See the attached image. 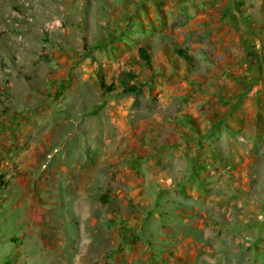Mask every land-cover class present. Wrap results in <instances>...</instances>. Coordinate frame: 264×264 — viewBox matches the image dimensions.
Segmentation results:
<instances>
[{
	"label": "rangeland",
	"instance_id": "obj_1",
	"mask_svg": "<svg viewBox=\"0 0 264 264\" xmlns=\"http://www.w3.org/2000/svg\"><path fill=\"white\" fill-rule=\"evenodd\" d=\"M137 1L0 0V264H264V0ZM125 70L142 91L103 93ZM174 128L165 183L128 151ZM214 129L236 163L200 159Z\"/></svg>",
	"mask_w": 264,
	"mask_h": 264
},
{
	"label": "crops",
	"instance_id": "obj_2",
	"mask_svg": "<svg viewBox=\"0 0 264 264\" xmlns=\"http://www.w3.org/2000/svg\"><path fill=\"white\" fill-rule=\"evenodd\" d=\"M132 4L134 5L133 7L135 9L134 18H136L138 21H141V15L142 17L146 15L145 5H148L151 8L154 6V3L152 0L137 1V2H133ZM163 5L165 6L166 3H164ZM120 15H125V12H121ZM155 16H156L155 18L159 19L161 17V14L159 12H155ZM138 26L141 27L140 33L142 35L148 36L147 31H145L146 29L145 27L147 26H144L143 23H140V22L137 23V27ZM181 42H184V41H181ZM174 129H175L174 130L175 136L177 137L176 140L173 139L174 135L170 141H166V142H161V141L146 142V141L134 140L133 142H131V148L136 149V150H141V151L145 149V151L144 152L135 151L134 153L128 151V154L130 156L135 155L134 157L137 158L140 164L141 163L146 164L148 161H150V165L155 167V171H154L155 176L161 178V180H163L165 183H167L168 181L173 182V180L175 179L174 177H171L167 173L166 168L163 169V171H159L161 168L160 166H162V164L167 166L168 169H171V166L173 165H177L178 166L177 167L178 177L176 178V180H180V181L189 180V170L186 167L188 166V164H190V160H191L190 142L187 139L189 137L190 128H174ZM214 130H215L214 132L213 131L210 132V135H214V140L211 143L209 141H206V145L207 147H209L208 150L209 149L211 150L208 153L205 152V154H202L200 159L206 163V162H210L211 159L212 160L214 159V161L216 159H221L225 156V154H227V157L230 163H233V162L236 163L238 158L242 157V154H238L236 149L234 148L232 149L233 152L228 151V153H223L222 149H224V147L220 143L221 142L220 141L221 140V136H220L221 130L218 132L216 131V129ZM228 131L232 134H237L238 128H229ZM205 132H206V129H205ZM206 138H209V137H206ZM113 145H114L113 149H115L114 151L120 149L119 142L112 143L110 141H107L105 144L101 143V146L103 147L104 150L108 148H112ZM232 145L233 143L231 144V146ZM211 153L213 156L211 155ZM121 154L124 155L123 152L115 154V157H116L115 163L117 166L116 172H117L118 179L120 178L123 179L122 173L120 172L121 168L119 165L120 161L123 159ZM244 156L247 159V161L254 160V155H250L246 153ZM104 160L105 158L103 157L102 161ZM96 167L97 165L87 164L85 168L87 171L92 172L94 171ZM181 186L183 190L184 185L182 184Z\"/></svg>",
	"mask_w": 264,
	"mask_h": 264
},
{
	"label": "trees",
	"instance_id": "obj_3",
	"mask_svg": "<svg viewBox=\"0 0 264 264\" xmlns=\"http://www.w3.org/2000/svg\"><path fill=\"white\" fill-rule=\"evenodd\" d=\"M149 48V45L140 46L139 54L143 62L147 63L149 66H152V57L149 53ZM173 50L176 55L185 59L187 62L192 63L195 60L193 55L187 49L177 43H173ZM136 78L137 74L134 71L125 70L119 75L117 82L108 83L105 81V79H102L101 85L103 88V93L108 94L117 89V87L120 85L124 93L138 94L142 91V88L137 82H134V79Z\"/></svg>",
	"mask_w": 264,
	"mask_h": 264
}]
</instances>
